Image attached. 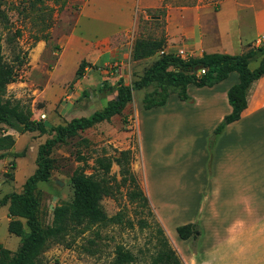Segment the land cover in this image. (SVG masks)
Returning <instances> with one entry per match:
<instances>
[{"label":"rangeland","instance_id":"rangeland-1","mask_svg":"<svg viewBox=\"0 0 264 264\" xmlns=\"http://www.w3.org/2000/svg\"><path fill=\"white\" fill-rule=\"evenodd\" d=\"M166 1L173 5H190L211 0ZM78 2L0 0V42L5 60L11 62L18 50H27L15 81L7 85L5 97L29 108L32 118L53 125L65 124L74 117L88 116L103 108L115 96V85L119 78L132 84L161 53L158 50L151 57L132 58L133 43L139 33L144 38L164 34L162 21H149L147 12L137 13L136 27L132 31L125 37L108 41L110 47L118 48L117 55H110L95 66L83 57L89 64L87 66L93 68L76 78V61L83 50L66 45L63 58L59 59L53 75L56 60L72 31ZM36 37L40 39L34 42ZM256 65V62H252L250 67ZM51 79L55 87L50 86ZM103 82H106L105 85ZM151 89L149 86L133 90L131 101L121 113L57 144L51 152L53 168L50 178L38 182L36 187L38 217L43 226H48L55 205L72 200L71 175L77 166L83 165L78 156L86 158L85 172L91 173L96 157L129 148L133 157L132 170L144 193L147 195L149 191L151 195V198L148 197L151 210L140 206L137 199L132 200L126 188L121 187L116 198L106 196L101 200L108 215L121 211V223L87 230L74 238L70 245L50 243L41 253V264H113L115 249L119 245L137 254L134 264H149L155 250L153 234L157 225L161 226L180 255L184 246L170 227L175 223L180 225V217L185 212L180 203L188 202L190 209H193L199 196V182L196 183L198 178L194 168L183 171L198 162L200 152L196 145L199 142L195 141L196 135L191 138L185 132L183 125L170 140V133L176 132L173 129L167 131L166 112L155 113V108L146 110L142 107L143 95ZM139 112L141 117L138 123ZM41 114H45V117L42 118ZM149 121H152L151 125ZM3 133L11 134L14 143L7 149L9 156L0 159V198L9 192L23 190L25 180L36 168L38 146L52 135L38 131L19 133L0 124V135ZM15 152H22V155L14 156ZM118 169L116 164L110 168V174L117 180L120 179ZM158 215L162 216L163 222ZM8 220L7 204L1 205L0 243L15 251L28 233V228L24 226L21 235L9 233ZM95 230L99 231V236H96Z\"/></svg>","mask_w":264,"mask_h":264},{"label":"crops","instance_id":"crops-1","mask_svg":"<svg viewBox=\"0 0 264 264\" xmlns=\"http://www.w3.org/2000/svg\"><path fill=\"white\" fill-rule=\"evenodd\" d=\"M163 4L162 51L199 57L204 53L241 54L250 48L261 49L249 61V67L252 62L258 65L264 52V0H211L190 5H173L166 0H79L72 31L53 75L66 45L83 50L76 69L83 57L95 66L117 55L118 48L110 47L108 41L132 31L137 13ZM92 68L86 66L83 76ZM49 81L52 86L53 79ZM236 82L238 73L232 71L212 86L191 83L187 86L188 100L173 93L164 105L153 109L155 113L166 112L167 131L176 132L170 133V140L183 125L185 132L191 138L196 135L199 142L198 162L183 170L194 168L200 190L193 209L188 202L180 203L185 212L179 224L192 222L198 226L196 238L182 239L177 234L184 246L180 250L183 264H264V75L247 88V105L240 117L214 133L231 111L227 90ZM140 117L141 112L138 123ZM146 196H151L149 191ZM176 226L170 227L174 233Z\"/></svg>","mask_w":264,"mask_h":264},{"label":"trees","instance_id":"trees-1","mask_svg":"<svg viewBox=\"0 0 264 264\" xmlns=\"http://www.w3.org/2000/svg\"><path fill=\"white\" fill-rule=\"evenodd\" d=\"M149 21L160 22L165 14V5L147 11ZM144 21V20H143ZM163 23V21H162ZM40 38L36 37L34 42ZM44 39H46L44 37ZM165 44L164 34L161 37L144 38L136 36L132 47V58L142 59L162 51ZM261 49L250 48L241 54L221 52L204 53L199 57L183 58L178 54L162 52L143 72L141 77L132 84H127L124 78H119L115 85V96L108 100L103 108L95 110L88 116L74 117L65 124L50 125L43 120L31 117V110L18 101L5 97L7 85L15 81L18 68L26 58L27 50L15 53L14 60L8 62L2 53L0 42V124L14 129L19 133L38 131L52 134L38 146L36 168L24 182L21 192H9L0 198V206L7 204L9 233L21 235L24 226L28 233L22 238L15 251L0 243V264H41V253L50 243L70 245L71 241L94 227L106 226L110 223H121L122 213L108 215L102 207L101 200L106 197L116 198L121 187H125L132 200H138L139 205L151 210L148 197L145 195L138 179L132 170V151L129 148L114 150L112 154H103L94 159L93 171L86 173V158L78 156L83 165L77 166L71 175L73 196L70 202L55 205L51 224L43 226L38 217L37 183L50 178L53 168L52 149L76 136L80 131L92 127L96 123L109 121L114 115L121 113L132 99V91L152 87L142 98V107L150 109L162 106L168 97L175 93L181 100H188L187 86H212L225 79L230 72L238 73V82L227 90V100L231 111L215 128L219 133L226 124L238 119L247 105V88L264 75V52L257 67L250 69L249 61ZM88 62L82 59L76 69L75 76L84 74ZM204 72L200 73V69ZM106 82H103L105 85ZM14 143L11 134L0 135V158L7 155ZM15 152L14 156H21ZM112 164L118 166L120 179L110 174ZM99 236V231H94ZM176 232L182 239L196 238L198 226L189 222L176 226ZM154 237V252L149 264H183V261L172 246L161 226L157 225ZM93 241V240H91ZM137 254L119 245L115 249L113 264H134Z\"/></svg>","mask_w":264,"mask_h":264},{"label":"built area","instance_id":"built-area-1","mask_svg":"<svg viewBox=\"0 0 264 264\" xmlns=\"http://www.w3.org/2000/svg\"><path fill=\"white\" fill-rule=\"evenodd\" d=\"M162 52H163V51H161V53H162ZM178 55H180V56L183 57V58H186V56H182V51H180ZM199 72H200V73L204 72V69H200ZM40 116L43 118V117H44V114H41Z\"/></svg>","mask_w":264,"mask_h":264},{"label":"water","instance_id":"water-1","mask_svg":"<svg viewBox=\"0 0 264 264\" xmlns=\"http://www.w3.org/2000/svg\"><path fill=\"white\" fill-rule=\"evenodd\" d=\"M200 69V68H199Z\"/></svg>","mask_w":264,"mask_h":264}]
</instances>
